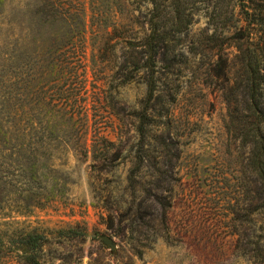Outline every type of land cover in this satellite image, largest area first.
<instances>
[{"label":"rangeland","instance_id":"rangeland-1","mask_svg":"<svg viewBox=\"0 0 264 264\" xmlns=\"http://www.w3.org/2000/svg\"><path fill=\"white\" fill-rule=\"evenodd\" d=\"M130 3L142 14L151 8ZM34 4L12 1V32ZM239 6L228 30L211 19L212 5L192 7L189 24L171 34L170 50L160 57L148 104L143 72L120 85L132 68L125 66L117 38L109 42L113 60L109 49L100 50L95 67L92 49L104 41L87 35L83 89L63 69L70 44L59 51L63 67L53 70L46 50L51 37H25L21 76L29 106L40 103L44 119L63 115L50 110L53 103L67 106L88 117L89 139L98 132L111 145L107 162L97 163L79 154L80 135L68 130L34 150L36 169L0 153V264H24L18 248L29 233L43 236L41 264H252L237 245L263 235L264 223L251 220L264 217V194L249 167L250 146L241 142L229 110L245 114V96L234 88L242 74L238 47L264 48V0L250 7L255 11L248 18L238 14ZM128 24L122 20L119 30ZM132 30L130 41L140 44L142 33L135 25ZM103 236L113 239L115 252Z\"/></svg>","mask_w":264,"mask_h":264},{"label":"trees","instance_id":"trees-1","mask_svg":"<svg viewBox=\"0 0 264 264\" xmlns=\"http://www.w3.org/2000/svg\"><path fill=\"white\" fill-rule=\"evenodd\" d=\"M12 1L0 0V153L8 156L10 160L15 156L14 161L19 167L31 163L32 168L36 169L40 158L34 154L36 152L34 150L43 148L46 143L58 141L61 139L60 133L68 130L74 137L80 135L77 139L79 154L84 158L91 155L93 161L97 163L107 162L109 154L107 146L110 142L99 136L98 132H94L89 139L88 117L85 115L77 117L66 110L67 106L53 103L50 110L58 109L63 115L47 119L41 117L44 107L40 103H35L36 106L33 108L29 106L27 84L21 76L28 59V54L24 51L25 37L30 35L39 39H44L46 35L51 37L52 43L46 46V50L49 54L48 65H51L53 70L63 67L64 63L60 59L59 51L70 44V58L66 63L67 67L63 69L68 70L69 75H75L78 85L83 89L86 78L81 74L86 72L87 35L91 34L94 38H100L101 42L104 41L103 44H97L92 49L91 61L95 67L98 60L95 54L100 50L109 49L112 53L109 61L113 60L115 45L109 46V42L117 38L119 41L117 45H121L120 50L125 57L124 64L132 68L123 76L120 85L131 83L135 73L143 72L148 104L157 88L156 68L160 57L170 50L171 34L181 32L189 24L193 6L197 3L212 5L211 19L217 23L219 18L222 29L228 30L233 24L235 11L239 5L241 6L238 14L248 18L249 11H252V14L255 11L250 7L259 0H243L245 2L241 4L242 0H133L134 4L151 5V8L143 14L135 8H129L132 4L130 0H88V6L87 0H36V4L28 11L29 19L20 17L22 21L17 25L18 33L11 30L16 23V18L13 19L8 11ZM135 11L138 13L136 16ZM139 18L143 20L140 21ZM122 20L127 21L129 26L119 30ZM259 21L261 20H258L260 25ZM133 25L142 33L140 44L130 41L134 38ZM109 28L111 31H108ZM252 30L254 31V28ZM238 51L242 55V74L238 82H235L234 88L235 91L241 90L239 92L245 96L242 110L245 114L241 116L234 107L229 110L230 120L241 142L250 146L249 167L255 181L260 183V191L263 195L264 67L261 64L264 61V48L254 47L243 52L239 46ZM139 55H142V58H139ZM40 91L41 89L36 90L35 96L41 94ZM227 105L231 107L230 102H227ZM142 118H145L144 113L139 117L138 128L143 135ZM26 152L29 154H24ZM135 166L139 167L137 161ZM132 176L131 174V180ZM33 179L36 177L33 176ZM251 221L264 223V217ZM259 230L263 235H256L254 231L255 241L244 246L237 245L240 256L246 257L252 264H264V242H260V239L264 240V225ZM42 241L43 236L38 234L29 233L23 237L18 250L23 254L24 264H41L38 253ZM3 245L4 241L0 238V251Z\"/></svg>","mask_w":264,"mask_h":264},{"label":"water","instance_id":"water-1","mask_svg":"<svg viewBox=\"0 0 264 264\" xmlns=\"http://www.w3.org/2000/svg\"><path fill=\"white\" fill-rule=\"evenodd\" d=\"M101 241L105 245V247L108 248L111 252H115L116 246L112 238L108 236H103L101 238Z\"/></svg>","mask_w":264,"mask_h":264}]
</instances>
